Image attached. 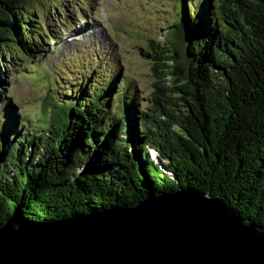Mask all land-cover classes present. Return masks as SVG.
<instances>
[{
  "label": "trees",
  "instance_id": "16d2710c",
  "mask_svg": "<svg viewBox=\"0 0 264 264\" xmlns=\"http://www.w3.org/2000/svg\"><path fill=\"white\" fill-rule=\"evenodd\" d=\"M34 1L0 0L2 65L42 42L29 23ZM165 32L143 53L154 81L141 110L125 87L107 115L105 89L91 84L86 95L44 102L33 133L5 120L0 228L192 187L264 231V0H180Z\"/></svg>",
  "mask_w": 264,
  "mask_h": 264
},
{
  "label": "rangeland",
  "instance_id": "374dc122",
  "mask_svg": "<svg viewBox=\"0 0 264 264\" xmlns=\"http://www.w3.org/2000/svg\"><path fill=\"white\" fill-rule=\"evenodd\" d=\"M179 7L180 0L30 3L29 23L42 42L27 45L33 54H20L11 60L12 66L7 58L0 63V128L14 118L16 124L22 123L18 132L33 133L41 124L44 102L63 101L69 91L86 95L91 84L105 89L107 115L117 113L125 87L138 109L144 108L154 79L143 53L148 41H163Z\"/></svg>",
  "mask_w": 264,
  "mask_h": 264
},
{
  "label": "water",
  "instance_id": "95a60500",
  "mask_svg": "<svg viewBox=\"0 0 264 264\" xmlns=\"http://www.w3.org/2000/svg\"><path fill=\"white\" fill-rule=\"evenodd\" d=\"M0 264H264V231L192 187L47 224L0 228Z\"/></svg>",
  "mask_w": 264,
  "mask_h": 264
}]
</instances>
